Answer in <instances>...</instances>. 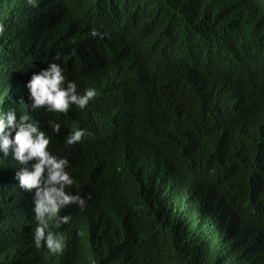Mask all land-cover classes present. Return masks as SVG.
Returning a JSON list of instances; mask_svg holds the SVG:
<instances>
[{
    "label": "trees",
    "instance_id": "1",
    "mask_svg": "<svg viewBox=\"0 0 264 264\" xmlns=\"http://www.w3.org/2000/svg\"><path fill=\"white\" fill-rule=\"evenodd\" d=\"M137 1L152 37L181 43L182 61L151 72L130 135L102 140L93 113L79 114L74 124L90 129L88 139L59 142L92 196L63 259L26 241L28 200L8 174L0 178V264H264V73L189 68L209 45L264 54V0Z\"/></svg>",
    "mask_w": 264,
    "mask_h": 264
},
{
    "label": "clouds",
    "instance_id": "2",
    "mask_svg": "<svg viewBox=\"0 0 264 264\" xmlns=\"http://www.w3.org/2000/svg\"><path fill=\"white\" fill-rule=\"evenodd\" d=\"M122 1L0 0V178L8 174L28 200L30 218L21 234L56 260L82 233L73 228L75 218L92 203L59 142L75 148L88 139L90 129L74 124L79 114L93 113L94 134L102 140L130 135L136 125L135 101L153 82L151 72L180 64L185 55L181 43L151 36L139 4ZM213 1L203 3L207 7ZM112 10L119 12L113 15ZM207 48L193 55L189 68L230 76L247 70L264 73L262 53L244 58L232 48ZM35 51L36 63L19 70L18 79L10 78L13 67H23L20 59H34ZM32 114H42L44 121Z\"/></svg>",
    "mask_w": 264,
    "mask_h": 264
},
{
    "label": "bare ground",
    "instance_id": "3",
    "mask_svg": "<svg viewBox=\"0 0 264 264\" xmlns=\"http://www.w3.org/2000/svg\"><path fill=\"white\" fill-rule=\"evenodd\" d=\"M45 0H42V2L41 3H43ZM110 2H111V0H109ZM123 5H137V4H140L139 3V1H137V0H132V1H126V0H123L122 2H121ZM110 4H118V2H111ZM108 6H112V7H115L114 5H108ZM112 9H116V8H112ZM113 11V10H112ZM119 11H117V10H114L113 11V15H115V14H117ZM128 12H130V13H128ZM127 13H125V14H131L132 12L131 11H128ZM117 16H115L114 17V19L116 18ZM118 22H130V21H118ZM114 27H116V26H114ZM117 29V28H116ZM119 31V30H118ZM116 32H117V30H116ZM91 49V46L90 45H88V46H86V50H85V53H87V52H89V50ZM208 48H205L204 50H203V54H204V52L207 50ZM201 52V51H200ZM165 60H167V59H165ZM52 228V227H51ZM53 232H56V229H53Z\"/></svg>",
    "mask_w": 264,
    "mask_h": 264
}]
</instances>
